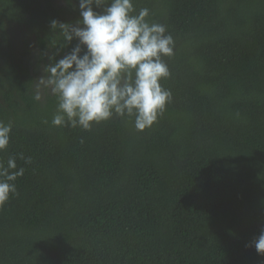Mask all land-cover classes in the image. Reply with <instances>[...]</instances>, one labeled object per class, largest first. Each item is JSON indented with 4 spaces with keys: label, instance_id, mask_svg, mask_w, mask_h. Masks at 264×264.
<instances>
[{
    "label": "trees",
    "instance_id": "16d2710c",
    "mask_svg": "<svg viewBox=\"0 0 264 264\" xmlns=\"http://www.w3.org/2000/svg\"><path fill=\"white\" fill-rule=\"evenodd\" d=\"M3 1L0 264H264V0Z\"/></svg>",
    "mask_w": 264,
    "mask_h": 264
},
{
    "label": "flooded vegetation",
    "instance_id": "af4514ba",
    "mask_svg": "<svg viewBox=\"0 0 264 264\" xmlns=\"http://www.w3.org/2000/svg\"><path fill=\"white\" fill-rule=\"evenodd\" d=\"M2 23H0V24H2ZM6 30H7V25H6ZM15 32H18V29L17 28L15 29ZM7 33H8V31H7ZM13 34H14V32L11 33V36L8 34L9 35V40H10V42L8 43V45L9 44H12L14 46L16 52H17V50H23V53L25 51H27V47H30V46H24V44L20 40L21 39V36H15L14 35L15 37H13ZM25 35H27V36H25ZM25 35H22V36L23 37H32V36H29L28 34H25ZM4 42L6 43V40L3 37V28L0 25V43H4ZM34 48H35V46H34V42H33L31 44V50L30 51H34ZM6 50H8V49L6 48ZM13 57H14V62H15L16 59H18V61L20 60V58H19L20 55H18L17 57H16V55H14ZM7 60H9L8 54L4 51V49L2 51L0 49V73L1 74H3L4 71L6 72V70H7V67H8Z\"/></svg>",
    "mask_w": 264,
    "mask_h": 264
},
{
    "label": "rangeland",
    "instance_id": "374dc122",
    "mask_svg": "<svg viewBox=\"0 0 264 264\" xmlns=\"http://www.w3.org/2000/svg\"><path fill=\"white\" fill-rule=\"evenodd\" d=\"M9 6L7 4V1H3L0 3V13L8 10Z\"/></svg>",
    "mask_w": 264,
    "mask_h": 264
}]
</instances>
